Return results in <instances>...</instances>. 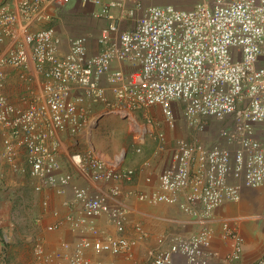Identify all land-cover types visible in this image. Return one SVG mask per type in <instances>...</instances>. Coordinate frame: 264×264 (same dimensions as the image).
<instances>
[{
	"label": "built area",
	"instance_id": "obj_1",
	"mask_svg": "<svg viewBox=\"0 0 264 264\" xmlns=\"http://www.w3.org/2000/svg\"><path fill=\"white\" fill-rule=\"evenodd\" d=\"M72 2L0 0V193L11 189L5 167L28 176L36 193L63 196L71 189L67 214L51 212L55 221L45 229L78 236L53 249L35 239L32 264L134 261L145 233L136 226L135 237L125 234L128 208L110 200L121 195L179 206L198 221L193 234L158 237L150 264H243L240 221L220 220L225 256L213 246L212 223L217 209L240 202L243 189L264 186V0H201L189 9L152 0H83L106 21L97 53L90 35L65 43L48 25ZM9 71L28 86L27 100L14 103L8 96ZM153 107L170 129L177 127L178 110L193 131L207 133L214 123L221 128L211 142L178 139L153 190L123 193L120 184L133 181L135 171L97 153L92 129L113 114L138 128L135 114ZM155 136L162 151L165 134L157 130ZM75 173L97 191L74 185ZM0 234L7 244L1 219ZM7 258L4 249L0 264H9ZM253 264H264V252Z\"/></svg>",
	"mask_w": 264,
	"mask_h": 264
},
{
	"label": "crops",
	"instance_id": "obj_2",
	"mask_svg": "<svg viewBox=\"0 0 264 264\" xmlns=\"http://www.w3.org/2000/svg\"><path fill=\"white\" fill-rule=\"evenodd\" d=\"M97 10V7L93 4L89 3L84 5L83 0H73L71 4L60 8L56 17L48 25H52L56 29L59 35L64 39L65 43L70 37L74 38L83 35H90L91 50L92 52L97 53L99 50L97 39L99 38L101 30L106 25L105 20L94 17V13H96ZM17 75L18 74L15 73V71H9L7 84V94L14 103L19 102L20 97L26 98L27 100L30 96L28 86L24 85ZM30 88L34 91L37 90L36 86L32 87V84L30 85ZM97 110L102 111L100 107L97 108ZM161 115V109L159 107H153L147 111L137 112L135 118H137L140 125L141 122H145V125L148 127H153L155 120ZM110 116L115 117V114L105 116L99 121V125L92 129V145L95 147L96 152L106 159L115 161L121 168H129L135 171L133 181L120 184L123 193L150 192L157 186L156 183L159 175L170 166L176 141L182 139L180 133H178V131H170L169 133L166 129H162L166 138V148L160 151L159 141L155 136L157 130H150L152 133L145 136H132L130 133V126L132 124L130 125L129 121L126 119L123 122L128 121L129 133L125 129H121V131H118V129L112 135L108 133L107 135H104L103 131L108 129L109 125L112 123L109 121ZM149 120H151V123H149ZM121 127L125 128L127 126ZM135 129L137 130L138 128ZM122 136H125L126 138L124 139L125 143L120 146L119 138ZM128 142H132V144L128 145ZM21 159L22 161L25 159L23 151ZM5 170L7 171L8 181L13 191H16V189L20 191V193L23 191L28 198L32 196L34 199L33 202L35 201V203L31 204L32 206H30L28 212L30 213L28 215V220L32 218L31 224L33 227L29 229L35 234L33 242L37 238L43 239L48 248L53 249L62 241L73 243L78 239L77 235H73L68 230L60 233H49L45 229L46 225L55 221L51 212L57 211L61 217H64L67 214L68 210L64 206V202L71 197V189H68L67 194L63 196H58L50 190L36 193L33 189V182L28 176L14 175L7 167H5ZM148 178L152 180L151 183L147 182ZM74 185L81 188L89 187L92 192L97 191V189L87 182L86 179L81 177L79 173L74 174ZM110 185L112 186L113 183ZM262 188V191H264V186ZM110 200L112 203H121V205H125L128 208L129 216L125 232L128 237L133 238L137 235L135 232L136 226L142 227L145 233V238L142 239L138 247L135 249L134 261L125 262L123 259H117V264H150L148 256L151 250L155 247L156 239L158 237L168 234L188 236L199 230L197 219L181 211L179 206H169L165 204L153 206L138 202L135 198L129 200L125 198V195H121L117 198L110 197ZM45 201H48L47 207L44 206ZM231 204L234 203H226L215 212V220L213 221L212 226L216 229V239L214 240L213 246L219 251L221 256H225L228 253V247L219 239V233L221 230L219 221L223 217L235 218L240 221V231L246 241L242 262L243 264H253L264 252V230L260 231L261 227L264 229V223L263 221H260L264 220V201L261 202V208L263 209L259 208L257 212L258 215H254V220L251 219L253 218V215H250V212L257 214L256 211H254L256 209L255 207L244 202L235 209ZM0 211H2V213L5 212L3 206H1ZM36 217L41 218L39 224L36 222L34 223ZM259 221L261 223H258ZM99 224L109 233L115 234L114 228L105 220H101ZM2 247V243L0 242V254L3 250ZM14 251L15 250L13 249L12 252ZM105 258L109 259L110 257ZM93 259L99 260L100 258L94 256ZM30 260L32 264L33 257H31Z\"/></svg>",
	"mask_w": 264,
	"mask_h": 264
},
{
	"label": "rangeland",
	"instance_id": "obj_3",
	"mask_svg": "<svg viewBox=\"0 0 264 264\" xmlns=\"http://www.w3.org/2000/svg\"><path fill=\"white\" fill-rule=\"evenodd\" d=\"M199 1L201 0H152L151 4L154 5L172 4L178 8L189 9L192 8ZM109 118H110L109 121H111L112 123L109 125L108 129L103 131L104 135H107V133L112 135L118 129H119L118 131H121V129H125L129 133L128 121L123 122L125 119L117 115H115V117L110 116ZM121 126L123 127L127 126V127L122 128ZM130 128H131L130 133L132 136L135 135L145 136L147 134L152 133L151 131L153 130L166 129L169 133L170 131L171 132L178 131V133H180V137L184 139L192 140L198 138L205 142H211L215 139L217 135V131L221 128V126L217 123H214L212 125V128H210L207 133H198L187 127V124L181 112H179L178 110L177 127L175 129H170L167 126V123L165 122L164 117L162 115L157 120H155L153 127H148L147 125H145V122H141V125L140 127H138L137 130L133 127V125H131ZM125 136L119 138L120 146L123 145V143H125L124 140L126 138ZM92 139L93 138H91V141ZM127 144L130 145L132 144V142L130 143L128 142ZM87 147H88V143H86L82 147V149L86 150ZM262 189H263L262 187L258 189H244L242 199L240 200V202L231 204V206H234V208L236 209L237 206L241 205L244 202H247L252 207L256 208L254 211H256L257 213L259 208L263 209L261 208V202L264 201V191H262ZM33 200L34 199L32 198V196L28 198L25 195V193H23V191L20 193V191H18L17 189L16 191H13V189L11 188L7 192L0 193V205L3 206V209L5 210L4 213L0 211V219L3 221V225L5 227V234L9 238V242L5 244L3 241V237H1L0 234V242L2 243L3 250L4 249L7 250V255H8L7 259L9 264H31L30 259L32 257L31 254H32L33 238L35 234L33 233V231L29 229L33 227L31 224L32 218L28 220L29 218L28 215L30 214L28 212L30 206H32L31 204L35 203V201L33 202ZM253 213L250 212V215H253V218H251L252 220L255 219L254 215L255 216L258 215V213L257 214L255 213L253 214ZM218 215L221 216L220 214ZM38 219L39 217H36L35 220L33 219L34 223L36 222L38 224ZM260 221H263L264 223V220H260ZM260 221L258 223H261ZM262 230L264 229L261 227L260 231ZM13 249L15 250L14 252H12ZM177 264H184V261L180 259L178 260Z\"/></svg>",
	"mask_w": 264,
	"mask_h": 264
}]
</instances>
